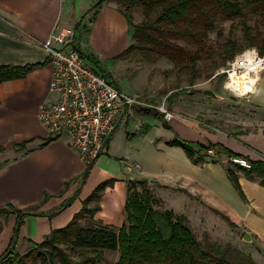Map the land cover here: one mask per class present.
Instances as JSON below:
<instances>
[{"label": "crops", "instance_id": "crops-1", "mask_svg": "<svg viewBox=\"0 0 264 264\" xmlns=\"http://www.w3.org/2000/svg\"><path fill=\"white\" fill-rule=\"evenodd\" d=\"M99 1L0 0V66L44 62L22 78L0 83V208L31 209L19 228L16 251L23 254L32 243L65 227L107 180L113 182L103 189L93 221L121 226L128 182L145 180L151 188L159 186L185 196L191 205L194 202L226 216L243 238L249 237L250 257L264 264V182L235 171L236 187L225 171V153L194 163L180 146L169 144L174 139L202 146L220 144L250 160H264V71L248 97L215 91L218 98L202 92L179 94L168 104L173 117L164 122L165 127L152 115L132 118V110L108 138L106 152L91 164L82 183L79 178L85 165L68 136L47 138L37 111L55 95L49 91L48 56L37 42L55 26L73 27L75 44L79 50L87 49L86 63L122 92L158 103L167 98L168 92L146 88L148 78L138 71L139 57L125 54L133 43V30L124 16L111 0L93 9ZM141 126H147L146 131L134 134ZM21 143L23 148L13 147ZM207 154L211 156V150ZM16 221L14 212L0 215V255L9 246Z\"/></svg>", "mask_w": 264, "mask_h": 264}, {"label": "trees", "instance_id": "trees-1", "mask_svg": "<svg viewBox=\"0 0 264 264\" xmlns=\"http://www.w3.org/2000/svg\"><path fill=\"white\" fill-rule=\"evenodd\" d=\"M102 1L100 0L92 8L96 9ZM111 1L133 30V43L125 50V54L136 51L165 57L173 66L188 69L192 78L196 74L195 65L203 39L220 14L235 17L244 8L264 14V0ZM137 7L142 9L143 19L134 23L133 11ZM94 14L95 12L91 16V21ZM242 29L247 46L240 48L235 42H228L225 45L228 46L224 54L225 62L247 47H255L261 55H264V35L260 33L252 35L244 20H242ZM178 41L193 44L196 48L192 51L179 45ZM43 64L44 62L24 66L1 65L0 83L22 78L29 71ZM183 90L181 89L182 92L177 94L174 90L171 91L166 100L172 101L179 94L189 93ZM148 103L154 106L152 102ZM152 109L144 107L139 111L161 120L165 127L162 115ZM146 129L147 126H141L134 134H142ZM169 144L180 146L194 163L203 162L207 157H216L221 152L225 153L228 158L225 171L236 187L238 183L235 171H241L247 177L260 178L264 182V160H250L223 148L220 144L202 146L178 139L170 141ZM13 147L23 148L24 143ZM208 150H211V156L207 154ZM233 158L246 159L249 168L236 164L232 161ZM90 167L91 165L85 166L79 178L80 183L85 180ZM112 182L113 180H107L100 183L65 227L51 231L40 243H32L33 248L23 254L16 251V243L23 217L29 214L31 209L20 211L12 207L0 208V215L10 212L17 214L13 235L9 246L0 255V264H99L103 260L105 251L118 253L117 260L113 264H239L228 261L218 247L210 251L202 250L187 226L185 216H176L171 211L162 213L154 210L151 205V192L147 190L136 192L134 188L135 184L146 185L145 180L128 182L124 222L121 226L96 224L93 215L99 209L98 199L103 189ZM89 201L95 203L88 206ZM82 216L88 218L87 223H80ZM65 250L70 251L74 256L71 257L72 254ZM248 264L257 263L249 259Z\"/></svg>", "mask_w": 264, "mask_h": 264}, {"label": "built area", "instance_id": "built-area-1", "mask_svg": "<svg viewBox=\"0 0 264 264\" xmlns=\"http://www.w3.org/2000/svg\"><path fill=\"white\" fill-rule=\"evenodd\" d=\"M76 38L73 27L55 26L44 40L37 42L48 56L52 68L49 91L55 95L52 102L39 106L37 118L48 139L67 135L87 166L106 152L108 138L133 108H156L165 121L173 117V112L163 104L156 107L122 92L86 63L76 47ZM263 71L264 55L255 47H247L226 61L215 75L224 77V88L232 95L248 97L256 89ZM239 83L245 87L244 92L237 91ZM232 161L249 168L244 158Z\"/></svg>", "mask_w": 264, "mask_h": 264}, {"label": "rangeland", "instance_id": "rangeland-1", "mask_svg": "<svg viewBox=\"0 0 264 264\" xmlns=\"http://www.w3.org/2000/svg\"><path fill=\"white\" fill-rule=\"evenodd\" d=\"M142 19V9L140 7L135 8L133 11V22L138 23ZM242 20L246 22L252 35L256 33L264 35V14L253 12L248 8L242 9L241 13L235 17L220 14L213 21L212 27L207 31V35L203 39L195 65L196 74L193 78L188 69L173 66L165 57H157L152 53L133 52L140 59L137 63L138 71H142L143 73L141 72V74H144V77L147 76L148 78L146 88L148 90L159 88L161 93L168 92V95L173 90L175 94L182 92L180 91L181 89L190 94L201 95L202 90L211 89L217 93L230 95L227 89L224 88V77L215 74L219 69L224 67V54L225 50L228 49V46L226 47L225 45L228 42L233 41L240 48L247 46L243 35ZM177 43L192 51L196 48L195 45L187 44L183 41H178ZM76 47L78 48L79 46L76 45ZM80 51L86 59L87 49L82 47ZM102 67H107L105 62H102ZM137 97L147 104H149L148 102H152L156 107L163 104L165 108H169L168 104L170 101L166 100V98L158 103L159 100L153 101L152 99L148 101L149 98L144 96ZM177 97H174L173 100ZM140 108L141 106L133 108L132 118H134L135 114H141ZM153 109L158 112L156 108ZM129 117L131 118V116ZM134 188L136 192H141L142 190L151 192V205L154 210L162 213L171 211L176 216H185L186 224L191 229L202 250L210 251L214 250V247H218L222 251V255L233 263L248 264L249 259L253 260L247 253L249 249L247 241L249 240L243 238L242 231L231 223L226 216L220 214L215 209L205 208L194 202L192 203V208V205L189 204L185 196H178L169 190L161 189L159 186L151 188L148 183L146 185L135 184ZM184 214H187V216ZM87 222L88 218L82 216L80 223L84 224ZM32 248L33 246L30 247L29 251ZM64 249L66 248L64 247ZM66 252L72 254L70 251ZM117 255V252L105 251L103 260L99 264H113L117 260ZM73 256L74 254L71 255V257Z\"/></svg>", "mask_w": 264, "mask_h": 264}, {"label": "water", "instance_id": "water-1", "mask_svg": "<svg viewBox=\"0 0 264 264\" xmlns=\"http://www.w3.org/2000/svg\"><path fill=\"white\" fill-rule=\"evenodd\" d=\"M202 93H203L204 95L208 96V97H211V98H218V96L215 94V92H214L213 90H211V89H204V90L202 91ZM245 239H246V240H249V237L246 236Z\"/></svg>", "mask_w": 264, "mask_h": 264}, {"label": "bare ground", "instance_id": "bare-ground-1", "mask_svg": "<svg viewBox=\"0 0 264 264\" xmlns=\"http://www.w3.org/2000/svg\"><path fill=\"white\" fill-rule=\"evenodd\" d=\"M234 83H235L234 86H236L237 82H234ZM244 90H245V87L241 86V84L239 83L238 87H237V91L238 92H244Z\"/></svg>", "mask_w": 264, "mask_h": 264}]
</instances>
